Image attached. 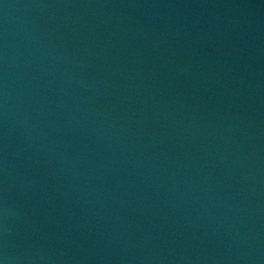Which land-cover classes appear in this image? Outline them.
<instances>
[{"label": "water", "instance_id": "1", "mask_svg": "<svg viewBox=\"0 0 264 264\" xmlns=\"http://www.w3.org/2000/svg\"><path fill=\"white\" fill-rule=\"evenodd\" d=\"M0 264H264V0H0Z\"/></svg>", "mask_w": 264, "mask_h": 264}]
</instances>
